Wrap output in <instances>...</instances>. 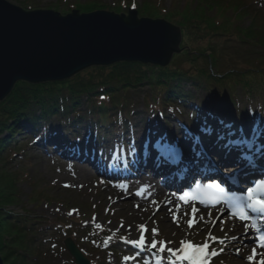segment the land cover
I'll return each mask as SVG.
<instances>
[{
	"label": "trees",
	"instance_id": "obj_1",
	"mask_svg": "<svg viewBox=\"0 0 264 264\" xmlns=\"http://www.w3.org/2000/svg\"><path fill=\"white\" fill-rule=\"evenodd\" d=\"M195 1L190 0L188 3L190 16L180 15V11L163 12L168 20L177 16L181 18L179 21L186 38H189V34L194 36L193 28L206 26L205 21L197 17ZM204 1H214L225 7V10L234 9L232 19L243 20L249 17L250 24L245 29L239 28L244 29L243 37L245 40H255L258 36L263 39L264 45V36L258 35L260 31L257 32V28H264V14L256 9L260 0ZM133 4L136 5L139 17L154 16V12L146 8V3L138 7L136 2H114L108 6L97 1L82 4L78 2L69 5L67 11L77 9L80 12H91L104 9L123 13ZM24 8L35 10L27 5ZM234 27L236 28L237 24ZM261 32L264 33L263 29ZM241 38L237 39L240 46L247 42L241 41ZM184 45L188 43L184 41ZM191 54L192 51L185 49L176 59L179 57L192 62L193 70L184 71L177 66L161 67L143 63L141 65L139 62H118L109 66L91 67L96 73L90 77L83 76L86 73L84 70L72 79L36 84L19 81L16 84L10 95L0 103V115L4 118L0 121V130H3L2 135L4 134L0 137V189H7L3 193L0 191V253L7 263L52 264L46 258L47 253L41 250L40 232L43 229L40 225H53L55 220H45L37 227V218L40 217L19 214L6 207L17 203L15 196L20 176L11 171L10 165L12 160L24 155L26 143L39 148L52 144L49 145L50 149L64 150L65 154L89 153L96 146L125 143L135 125L154 129L158 133L166 132L168 124L178 121L174 106L181 104L191 111L205 128L211 127L212 134L228 136L230 133L240 132L243 113L248 109L247 104L237 103L240 86L248 99L256 98L260 111L264 114V65L260 69H249L246 72L231 68L225 73L214 74L200 64L199 54L190 56ZM210 65L213 67V61ZM252 77L255 79H249ZM186 80H191L194 84L187 83ZM200 82L205 84L204 87ZM50 83L57 87L48 88L46 85ZM187 84H193L192 89L207 91L210 104L208 109L204 108L203 101L197 103L200 100L194 94L179 90L180 86ZM145 87L150 92L145 96L144 109L137 112L134 109L133 96ZM169 110L173 114H169ZM215 118H219L220 122L215 123ZM79 136L86 138L78 143L80 151L76 150L74 142ZM69 224L68 221L57 223V226H60L59 232L65 234L68 227L72 228Z\"/></svg>",
	"mask_w": 264,
	"mask_h": 264
},
{
	"label": "rangeland",
	"instance_id": "obj_2",
	"mask_svg": "<svg viewBox=\"0 0 264 264\" xmlns=\"http://www.w3.org/2000/svg\"><path fill=\"white\" fill-rule=\"evenodd\" d=\"M7 1L23 9H25L24 6L27 5L35 8V10L51 9L63 15L71 12L67 11L69 5H75L78 2L82 4L85 2L97 1L106 6L112 5L114 2H116V4H122V2H126L127 4L136 2L138 7H140L139 5L142 3H146V8L154 12V16L151 18L161 17L167 19L166 15H163V12L171 13L178 11H180V15L190 16V12H188L190 6L188 3L190 0ZM198 3L199 5H197ZM256 6V9L264 14V0L257 2ZM194 7L197 8L195 11H198L197 17L203 19L206 26H199L197 24L199 27L193 28L195 31L194 36L189 34V38H186L183 34L180 48L192 51L193 54L190 56L199 54L198 60L200 64L209 68L214 74L225 73V71L231 68L246 72L249 69H260L262 65H264V45H261L259 39L245 40V37H243V30L251 21L249 17L243 20L232 19L231 15L235 10H225V7L214 1L196 0ZM153 8H155V10H152ZM127 12L128 9L123 11V13ZM180 19L181 18L177 16L172 18V20H167L182 29L183 26H181ZM235 24H237L236 28L234 27ZM240 27L244 29L240 30ZM262 29L264 31V28ZM261 30L257 28V32L260 31L259 34L264 36ZM240 38L241 41H247L242 44V46H240L239 41H237V39L239 40ZM184 41H186L188 45H184ZM179 55L180 53L177 52L172 56L171 63L168 67L177 66L184 71L193 70L194 66L192 62L179 57L176 59V56ZM219 59H221V61H219ZM212 61L213 67L212 65L210 67ZM139 64L141 63L139 62ZM96 67L97 66H94V68ZM91 69V67L86 69L85 75H82H87L88 77L94 75L96 71ZM247 74L250 75L248 72ZM72 78L73 77L70 79ZM249 79L253 80L255 78L252 77ZM186 81L187 83L192 82L191 80ZM193 84L180 86L179 90L187 94L188 92H190L191 95L194 94L195 97H198L200 103H202L207 97V91L203 89H192ZM200 84L203 85L202 87L205 85L203 82H200ZM46 86L51 89L57 87L54 83H50ZM207 87L206 85V88ZM149 92L148 88L145 87L144 90L134 93L133 102L136 111H141L143 109L145 96ZM237 98L240 101V105H250V110L254 109L257 112L256 108L258 106L256 105V98L253 97L248 99L241 86L238 88ZM84 102L87 103V101ZM184 111L185 110H182L179 114L183 124H185L187 120L186 116H182ZM3 119L2 115H0V121H3ZM250 126H248V129H253V126ZM1 127L2 125H0V129ZM187 130L190 133H194L193 129L187 128ZM2 133L3 130H0V137L4 135H2ZM4 133L7 134L6 132ZM26 142H28V140H26ZM28 143H26L27 148L25 149L26 152H24V155L15 158V160L11 162V171L16 175L19 174L20 183L17 187V196H15L17 203L10 204L6 207H8V210L18 212L19 214L40 217L37 218L39 219L37 227H39L38 225L41 223H44L43 221L45 220L53 219L55 220L54 224L61 222L66 223V221H69L68 224L70 223L69 226L72 228L68 227L67 234L58 232V226L54 224L49 225L48 223L45 225L44 223L40 225L43 229L40 232L41 250L47 253L46 258L50 263L75 264L73 257L69 254L64 244L65 238L71 236L81 247L84 254L91 260L92 264L98 261L101 264H145V262H147V264H155L154 257L158 255L156 249L148 250L146 246L145 253H142L139 248L137 249L132 244L126 242V240L139 239L141 230L138 226L146 225L148 232L145 233V235L149 243L152 239L172 241L174 243L168 246L175 248V245L177 247L180 246L182 240L192 241L195 244L202 243L204 240L208 239L209 232H211L215 237L226 238L223 244L214 247L217 249L218 255L210 256V258L213 259L211 264H261V262L257 260L255 262L248 260L251 251L250 248L247 247L246 242L249 238H252V236L248 235L246 230H242L241 241L231 238L232 232L228 230V226L231 222L228 218L224 217L222 220H217L216 223H213L216 212H212L211 215H206L202 211H197L198 222L195 223L193 227L189 228L188 220L191 217H189V214L188 217L185 215L186 210L189 213V208L187 206H185V211H182L180 214L183 221L178 218L177 222L173 219V214L169 213L170 206H166L165 211H162V207H159L158 211L156 210L159 204L153 205L151 201L156 200L159 203L160 199H153L152 196L149 202H141L142 200L133 199L131 192H137L144 186V182L148 180L154 182L155 179L152 177L148 175L142 176V174L139 173L131 183L128 184L129 188L127 191H120L121 189L118 186L110 184V179L97 175L94 169L87 163L66 160L60 157L56 151H45L36 145ZM128 148L129 146L122 147V149ZM3 190L4 191L0 189L2 193L7 189L4 188ZM167 195L170 196L171 193L167 191ZM135 197L140 198L141 196L135 195ZM137 205H139V207H137ZM153 213H155V215H153ZM168 214L169 219L166 220L165 215ZM201 216L203 220L199 219ZM78 217H82V219L79 223H76L78 222ZM121 224L123 227H121ZM154 227L159 229V235L156 237H152L151 235V229ZM221 229H223V231H221ZM105 232L108 233L109 236L105 234ZM238 235H240V233H238ZM2 239L6 240V238ZM228 243L237 244V246L230 250ZM159 246L160 245H157V248H159ZM224 247H226V250H221V248ZM238 249L239 251H237ZM0 255L2 257L1 253ZM130 256H135V259L125 261L124 258ZM2 259L4 264H10L9 262L7 263L3 257Z\"/></svg>",
	"mask_w": 264,
	"mask_h": 264
},
{
	"label": "water",
	"instance_id": "obj_3",
	"mask_svg": "<svg viewBox=\"0 0 264 264\" xmlns=\"http://www.w3.org/2000/svg\"><path fill=\"white\" fill-rule=\"evenodd\" d=\"M182 39L180 27L161 17H139L137 9H74L63 15L0 0V103L19 81H61L118 62L166 67L183 51ZM65 245L76 264H90L71 238Z\"/></svg>",
	"mask_w": 264,
	"mask_h": 264
},
{
	"label": "snow or ice",
	"instance_id": "obj_4",
	"mask_svg": "<svg viewBox=\"0 0 264 264\" xmlns=\"http://www.w3.org/2000/svg\"><path fill=\"white\" fill-rule=\"evenodd\" d=\"M132 7L134 8L136 7V5L133 4ZM202 131L207 135L212 134L211 127H206L202 129ZM219 139L223 140L224 136H220ZM193 143L196 145H200L201 144L200 138L199 137L194 138ZM247 143H249L247 137L240 139V140L229 139L225 145V148L229 152H231L232 150L240 151L238 162L249 161L250 163L251 158L248 152L243 147ZM200 154H201L200 152L197 153V155H200ZM228 179H232V178H228ZM117 186L120 187L123 191H127V188L124 184H119ZM212 191L216 193L214 197L206 199L205 196L201 195L202 192L207 193V192H212ZM145 193H147V196L152 195L151 192H148L147 187L139 189L136 192V195L141 196L142 198H146ZM171 195L173 197H176L178 200L183 201L184 204L189 203L191 200H196L204 204L205 207H207L209 206V204H211L212 206H215V204L219 203L221 199L228 196V192H226L221 182H213V183L207 184L206 186H202L199 183H197L195 184L194 190L189 189L186 191H182L181 193L174 192ZM151 202L153 205H158V202L156 200H152ZM166 202L167 204H172L171 199H168ZM225 202L228 204V207L232 209V214L234 216H238L240 220H253V217L249 215L248 210H250L252 213H257V214L264 213V179L256 180L252 187L247 188L246 193L237 194L236 192H232L230 199L225 200ZM137 207H139V205H137ZM180 207L181 206L177 204L175 206L176 211L173 212V219L177 222H178V213H179ZM156 210L158 211L159 207H157ZM169 211L171 212L172 209H169ZM197 211L198 209H196L195 207L192 208V216L188 220L189 228L193 227V225L198 222L196 215H195ZM222 214L223 212H221V215ZM153 215H155V213H153ZM185 215H188V214L185 213ZM209 215H211V213H209ZM199 219L203 220V217L201 216ZM121 227H123L122 224H121ZM247 227L248 226L246 225V229ZM251 227L254 228L257 233H261V229L257 226L255 222L251 224ZM138 228L141 230V235L139 239L126 240V242L139 248L141 251H144L146 246L148 250L156 249L158 253V255H156L158 264H162V261L164 259V254L166 252L168 254V260L170 264H185V262H187V264H209L207 257L218 255V253L215 251L211 253L207 252V249L210 247V244H214L217 241H219V243L221 244L225 242L223 238L215 237L212 235L211 232H209L208 239H206L205 242L202 244H195L191 241L182 240L180 242L179 247L173 248V247L168 246L174 243L172 241H160V240L152 239L149 243L145 235V233L148 232L147 226L139 225ZM221 231H223V229H221ZM151 235L152 237L158 236L159 229L155 227L152 228ZM233 239H238V237H233ZM256 240L259 246L261 248H264V233H261L258 236V238H256ZM157 245H160L159 248H157ZM237 251H239V249ZM252 252H253V255L248 257L249 261H252L257 254L255 248H253ZM124 259L125 261L134 260L135 256L125 257ZM145 264H147V262H145ZM261 264H264V261H261Z\"/></svg>",
	"mask_w": 264,
	"mask_h": 264
},
{
	"label": "bare ground",
	"instance_id": "obj_5",
	"mask_svg": "<svg viewBox=\"0 0 264 264\" xmlns=\"http://www.w3.org/2000/svg\"><path fill=\"white\" fill-rule=\"evenodd\" d=\"M18 83V82H17ZM16 83V84H17ZM16 86V85H15ZM15 88V87H14ZM203 101H205V100H203ZM200 101H197V103H199ZM208 102V101H207ZM237 103H238V105L240 104V101L237 99ZM209 106H210V104H209ZM263 116H264V114H263ZM251 120H252V122L249 124V125H247L246 127H248V126H254V125H257L258 123H260V116L259 117H255V116H253V117H251L250 118ZM243 121H246V120H243ZM188 124L189 123H187L186 124V126H188ZM243 126V123H241V125H240V127H242ZM250 126V127H251ZM245 127V128H246ZM174 128V127H173ZM253 128V127H252ZM247 131H248V129H246ZM252 130V129H251ZM69 158V160H71L72 159V156H70V157H68ZM73 162V161H72ZM183 181V180H182ZM183 183H185V181H183ZM145 187H147V190H148V192H151L152 193V197H153V199L154 198H158V199H161V201L163 202V204H165V205H167V200L168 199H171L172 200V204H169V205H173L174 204V200L169 196V195H167L166 193H164V192H161L160 191V189H159V187H158V184H157V182H153V181H151V180H148V181H146V182H144V186L142 187V188H145ZM128 189V188H127ZM120 191H123V190H120ZM131 195H132V198L133 199H139V200H142L141 202H149V200H150V197L151 196H147V193H145V197L146 198H142V197H140V198H137V197H135V195H136V192H131ZM222 204H223V202L222 203H220L219 205H217L216 207H217V209H219V208H222ZM162 211H165V209H166V206H165V208L162 206ZM211 209H214V208H211V207H208V208H204V210H211ZM166 216V220H168L169 219V214L168 215H165ZM237 223L238 224H240V222H238L237 221ZM165 225H168L167 223H164ZM241 227V226H240ZM242 228V227H241ZM233 229H235L234 228V225H229L228 226V230H232L233 231ZM242 240V238H241V236H238V239H237V241H241ZM76 245H77V247L79 248V249H81V247L76 243ZM237 246V244H232V243H228V247H229V249L231 250V249H234L235 247ZM175 248H177V246L175 245L174 246ZM226 247H227V245H226Z\"/></svg>",
	"mask_w": 264,
	"mask_h": 264
}]
</instances>
